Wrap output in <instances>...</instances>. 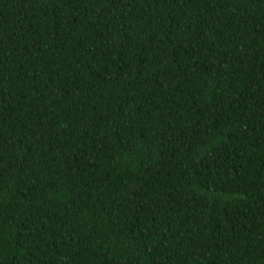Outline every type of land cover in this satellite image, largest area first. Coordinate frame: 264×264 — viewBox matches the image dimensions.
<instances>
[{"label":"trees","instance_id":"1","mask_svg":"<svg viewBox=\"0 0 264 264\" xmlns=\"http://www.w3.org/2000/svg\"><path fill=\"white\" fill-rule=\"evenodd\" d=\"M0 264H264V0H0Z\"/></svg>","mask_w":264,"mask_h":264}]
</instances>
